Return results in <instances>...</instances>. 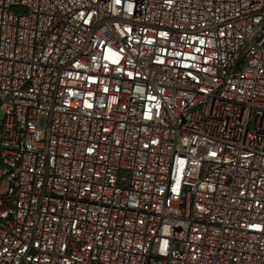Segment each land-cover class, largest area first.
I'll use <instances>...</instances> for the list:
<instances>
[{"label":"built area","instance_id":"built-area-1","mask_svg":"<svg viewBox=\"0 0 264 264\" xmlns=\"http://www.w3.org/2000/svg\"><path fill=\"white\" fill-rule=\"evenodd\" d=\"M0 264H264V0H0Z\"/></svg>","mask_w":264,"mask_h":264}]
</instances>
